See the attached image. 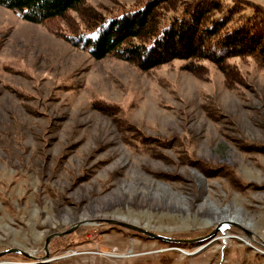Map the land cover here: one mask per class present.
<instances>
[{
	"label": "rangeland",
	"instance_id": "374dc122",
	"mask_svg": "<svg viewBox=\"0 0 264 264\" xmlns=\"http://www.w3.org/2000/svg\"><path fill=\"white\" fill-rule=\"evenodd\" d=\"M145 1L86 0L54 25ZM186 62L98 60L0 5V252L33 255L0 264H264V69Z\"/></svg>",
	"mask_w": 264,
	"mask_h": 264
},
{
	"label": "trees",
	"instance_id": "16d2710c",
	"mask_svg": "<svg viewBox=\"0 0 264 264\" xmlns=\"http://www.w3.org/2000/svg\"><path fill=\"white\" fill-rule=\"evenodd\" d=\"M85 1L0 0V5L19 12L28 22L50 25L55 34L89 51L98 60L121 59L145 72L169 61L185 59V67L192 72L199 69L201 61L209 60L226 75H232L236 68L231 60L247 56L264 69V6L261 4L249 0H146L138 9L102 17L98 24L77 32L54 25L70 12L79 11ZM247 145L258 146L250 142ZM200 161L194 157L188 159L207 173H216L214 167ZM240 184L245 183L240 181Z\"/></svg>",
	"mask_w": 264,
	"mask_h": 264
},
{
	"label": "water",
	"instance_id": "95a60500",
	"mask_svg": "<svg viewBox=\"0 0 264 264\" xmlns=\"http://www.w3.org/2000/svg\"><path fill=\"white\" fill-rule=\"evenodd\" d=\"M107 222L108 223H114V224H117V225H120V226H122V227H125V228H127V229H131V230H134V231H137V232H140V233H143V234H145V235H147L148 237H155V238H164V237H162V236H159V235H157V234H155V233H152V232H150V231H148V230H146V229H144V228H142V227H138V226H136V225H133V224H130V223H125V222H121V221H116V220H107ZM82 223L80 222V223H78V224H76L75 226H72L71 228H69L68 230H66V231H64V232H58V233H54V234H51L49 237H47V239H46V247H45V252H46V254H45V257L46 258H49V256H50V251H49V248H48V246H49V243H50V241H51V239L52 238H54V237H57V236H65V235H67V234H70L71 232H73L78 226H80ZM249 235H251L250 234V232H248L247 230H245ZM21 252V253H23L24 255H26L27 257H33V255L32 254H30V253H28V252H25V251H22V250H20V249H9V250H5V251H2V252H0V256H2V255H4V254H7V253H10V252Z\"/></svg>",
	"mask_w": 264,
	"mask_h": 264
}]
</instances>
